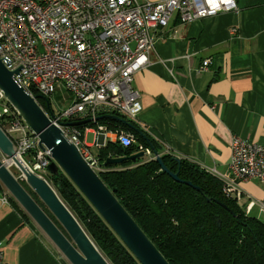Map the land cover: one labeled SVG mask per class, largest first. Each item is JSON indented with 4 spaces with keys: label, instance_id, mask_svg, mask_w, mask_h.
I'll use <instances>...</instances> for the list:
<instances>
[{
    "label": "built area",
    "instance_id": "built-area-1",
    "mask_svg": "<svg viewBox=\"0 0 264 264\" xmlns=\"http://www.w3.org/2000/svg\"><path fill=\"white\" fill-rule=\"evenodd\" d=\"M232 9L237 10L233 0H0V59L8 70L19 69L13 74L15 82L41 109L33 93L49 97L58 87L66 90L70 105L55 107L58 111L52 120L97 173L98 158L88 150L79 130L65 122L89 119L95 123L101 114H115L139 128L143 108L132 82L148 64L156 31L165 28L174 14L185 23ZM208 63L203 60L201 68ZM0 129L11 141L17 160L47 181V166L54 161L51 153L39 145V138L1 89ZM92 133L96 147L108 141L137 144V152L155 158L151 148L117 126H97ZM163 146V153L170 154L169 147ZM0 155L8 170L15 165ZM211 172L221 180L227 196L239 197L244 181L257 180L264 188V146L234 135L227 172ZM253 203L245 205L246 212ZM254 206L264 213L263 202ZM0 264H6L1 248Z\"/></svg>",
    "mask_w": 264,
    "mask_h": 264
},
{
    "label": "crops",
    "instance_id": "crops-1",
    "mask_svg": "<svg viewBox=\"0 0 264 264\" xmlns=\"http://www.w3.org/2000/svg\"><path fill=\"white\" fill-rule=\"evenodd\" d=\"M233 1L237 10L191 22L180 23L174 14L156 31L148 64L132 82L143 108L139 125L160 151L166 144L173 157L221 174L227 172L232 136L264 146V0ZM204 59L209 64L201 69ZM240 186V203H264L260 182ZM11 199L4 188L0 248L6 264H70ZM251 215L264 221L256 207Z\"/></svg>",
    "mask_w": 264,
    "mask_h": 264
},
{
    "label": "trees",
    "instance_id": "trees-1",
    "mask_svg": "<svg viewBox=\"0 0 264 264\" xmlns=\"http://www.w3.org/2000/svg\"><path fill=\"white\" fill-rule=\"evenodd\" d=\"M33 94L45 109V103L39 95L36 92ZM49 112L53 114L51 104ZM117 116L124 119L121 115ZM97 126H117L133 133L138 144L160 154L169 171L177 173L180 180L190 181L199 187L200 191H196L174 181L154 159L139 158L120 164L102 165L109 157L133 155L137 152V144L124 146L118 141H109L92 152L100 165L97 172L99 178L108 189H114L118 202L170 264H264V221L246 213V204L225 195L222 182L216 175L194 163L177 161L176 157L163 153L142 129L134 125L135 128H130L119 120L100 119L75 128L84 138L86 129ZM46 177L55 188L57 183L60 184L61 189H57L60 198L111 264H138L94 208L60 171L56 179L50 175ZM20 183L50 215L28 186L24 182ZM3 192L0 183V194ZM206 198L215 199L219 203L207 202ZM11 203L18 207L12 199Z\"/></svg>",
    "mask_w": 264,
    "mask_h": 264
},
{
    "label": "water",
    "instance_id": "water-1",
    "mask_svg": "<svg viewBox=\"0 0 264 264\" xmlns=\"http://www.w3.org/2000/svg\"><path fill=\"white\" fill-rule=\"evenodd\" d=\"M18 70H8L0 59V89L10 105L18 111L29 128L39 138V145L46 147L50 151L54 161H51L47 166L48 174L53 176V179H56L60 171L94 208L138 264H170L169 260L160 253L151 239L145 235L118 202L114 196V189L110 190L107 188L98 174L83 160L77 148L68 142L61 129L53 122V115L39 108L35 104L34 98L29 96L15 82L13 74L18 73ZM38 97L45 102L46 109L49 111V101L41 95ZM100 119L119 120L128 127L135 128L117 115L104 114L96 118V120ZM87 122H90V120L67 122L65 124L75 127ZM0 152L14 161L23 176L24 183L37 196L60 227L25 190L1 160L0 183L27 215L40 227L69 263L111 264L60 198L57 193V189H61L60 184L57 183L55 188L43 178L30 172L23 164L22 166L14 155L11 141L1 129ZM152 153L161 170L170 178L196 191H200L198 186L190 181L180 180L177 173L169 171L157 151L153 150ZM142 157V152H136L127 157H109L105 159L102 165L120 164L127 160H135ZM176 159L177 161L179 160L178 158ZM206 201L219 203L217 200L210 198H206ZM221 205L229 210L225 205Z\"/></svg>",
    "mask_w": 264,
    "mask_h": 264
},
{
    "label": "rangeland",
    "instance_id": "rangeland-1",
    "mask_svg": "<svg viewBox=\"0 0 264 264\" xmlns=\"http://www.w3.org/2000/svg\"><path fill=\"white\" fill-rule=\"evenodd\" d=\"M155 40V39H154ZM153 47H154V44H153ZM153 50V49H152ZM205 60V59H204ZM209 64V63H208ZM200 68H201V66H200ZM201 69H203V68H201ZM70 95L66 92V90L64 89V88H62V87H58L57 89H56V91L54 92V94H53V98L51 99V107H52V109L54 110L55 108H54V104H56L55 106H56V108L57 109H62V108H66V107H68L69 105H70ZM41 101H43L42 99H40ZM44 102V101H43ZM56 111H58V110H54V112H56ZM113 115H115V114H113ZM87 130V129H86ZM86 130H85V134H84V143L85 144H92L93 143V133H92V135L90 134V133H86ZM93 132V131H92ZM109 142V141H108ZM107 143V142H106ZM87 148H88V150H90L91 152H95L96 151V147L94 146V145H92V147H90V145H89V147L87 146ZM1 153V152H0ZM0 157H1V155H0ZM9 167V171L12 173V175H14L15 176V178H17V180L19 181V182H24V180H20V177H21V172L18 170V168L14 165V164H12L11 166H8ZM46 178H48V177H46ZM29 188V187H28ZM30 189V188H29ZM26 190V189H25ZM31 190V189H30ZM251 200V199H250ZM248 201L246 204H250L251 202H254L253 203V207L252 208H254V207H256V206H254L255 205V201H253V200H251V201ZM239 201V200H238ZM240 202V201H239ZM42 206L44 207V205L42 204ZM45 208V207H44ZM252 208L250 209V211L249 212H246V213H251V210H252Z\"/></svg>",
    "mask_w": 264,
    "mask_h": 264
},
{
    "label": "bare ground",
    "instance_id": "bare-ground-1",
    "mask_svg": "<svg viewBox=\"0 0 264 264\" xmlns=\"http://www.w3.org/2000/svg\"><path fill=\"white\" fill-rule=\"evenodd\" d=\"M42 96V95H41ZM44 97V96H43ZM48 101H49V106H50V104H51V99L53 98V94L51 95V96H49V97H45ZM45 103V102H44ZM56 104H54V108L56 107L55 106ZM43 111H45L46 113H48L49 111L46 109V105H45V109H42ZM50 113V112H49ZM53 118H54V110H53ZM69 142V141H68ZM254 143V142H253ZM141 145V144H140ZM143 153V152H142ZM142 158H144V159H149L148 157H146V156H144L143 155V157ZM11 164L13 163L12 161L10 162ZM22 165V164H21ZM23 166V165H22ZM207 172H210V173H212L211 172V170H209V169H207L206 170ZM213 174V173H212ZM238 196L240 197L241 196V193L240 194H238ZM234 198H236V200L238 201V197H234Z\"/></svg>",
    "mask_w": 264,
    "mask_h": 264
}]
</instances>
